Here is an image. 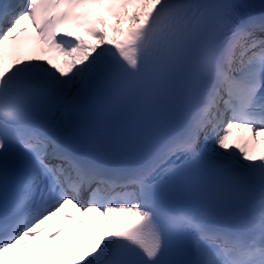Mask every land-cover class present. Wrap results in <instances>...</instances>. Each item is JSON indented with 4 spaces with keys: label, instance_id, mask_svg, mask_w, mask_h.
<instances>
[{
    "label": "snow or ice",
    "instance_id": "6c2138e0",
    "mask_svg": "<svg viewBox=\"0 0 264 264\" xmlns=\"http://www.w3.org/2000/svg\"><path fill=\"white\" fill-rule=\"evenodd\" d=\"M0 264H264V11L0 0Z\"/></svg>",
    "mask_w": 264,
    "mask_h": 264
},
{
    "label": "bare ground",
    "instance_id": "6f19581e",
    "mask_svg": "<svg viewBox=\"0 0 264 264\" xmlns=\"http://www.w3.org/2000/svg\"><path fill=\"white\" fill-rule=\"evenodd\" d=\"M116 22H114V24H115ZM109 35L111 36L112 35V32H111V30L109 29ZM89 42H91V43H96V41L95 40H93V41H89Z\"/></svg>",
    "mask_w": 264,
    "mask_h": 264
}]
</instances>
